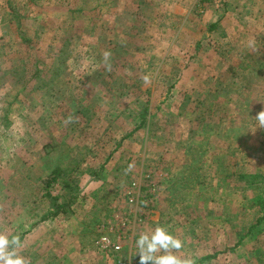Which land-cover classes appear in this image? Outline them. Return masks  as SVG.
<instances>
[{
	"label": "rangeland",
	"instance_id": "rangeland-1",
	"mask_svg": "<svg viewBox=\"0 0 264 264\" xmlns=\"http://www.w3.org/2000/svg\"><path fill=\"white\" fill-rule=\"evenodd\" d=\"M261 110L264 0H0V234L29 264H139L157 226L264 264Z\"/></svg>",
	"mask_w": 264,
	"mask_h": 264
},
{
	"label": "clouds",
	"instance_id": "clouds-1",
	"mask_svg": "<svg viewBox=\"0 0 264 264\" xmlns=\"http://www.w3.org/2000/svg\"><path fill=\"white\" fill-rule=\"evenodd\" d=\"M259 127L264 128V110L257 113ZM20 245L19 237L9 240L5 234H0V264H29L15 251ZM182 241L174 237L165 227L157 226L151 232L141 233L136 240V253L139 264H192L191 260H184L172 253V249H180ZM157 253H162L157 255Z\"/></svg>",
	"mask_w": 264,
	"mask_h": 264
},
{
	"label": "crops",
	"instance_id": "crops-1",
	"mask_svg": "<svg viewBox=\"0 0 264 264\" xmlns=\"http://www.w3.org/2000/svg\"><path fill=\"white\" fill-rule=\"evenodd\" d=\"M115 199V198H114ZM93 216V215H92ZM91 216V217H92ZM103 216V214L101 215V217ZM90 217V218H91ZM100 217V218H101ZM100 218H98V216L97 217H95V219L98 221H100ZM95 223H98V222H95ZM87 229V228H86ZM110 237H108L107 239L109 240V242L107 243V244H105L104 242H101L98 238H95L94 240H93V242H92V246H93V248L95 249V251H93V255L94 256H96L98 253V251H100L101 253H103V255L104 256H106V257H108L109 255H108V253H109V251H111L112 252V254H115L116 252L117 253H119L118 251H115L114 250V248H115V246L116 245H119L120 246V248H122V251H125V244L124 243H120V241L121 240H115V239H113V240H110L109 239ZM118 238L120 239V237L118 236ZM105 245H109L110 247H108V248H106L105 247ZM123 245V246H122ZM90 246V245H89ZM103 249H106V251H103ZM90 249L89 248H87L86 246H85V244H83V245H81V246H79V252L82 254V258H80L79 260L80 261H82V264H88L90 261L88 260V261H86V259H89L86 255L87 254H89V251ZM90 253H92V252H90ZM84 256L86 257V259L84 258ZM106 257H104V258H106ZM82 259V260H81ZM118 260V262H116L115 261V263L116 264H123L122 263V260L121 259H117ZM99 261V260H98ZM68 262V257H66V259L64 258L63 260H61V264H66ZM115 263H113V264H115Z\"/></svg>",
	"mask_w": 264,
	"mask_h": 264
},
{
	"label": "trees",
	"instance_id": "trees-1",
	"mask_svg": "<svg viewBox=\"0 0 264 264\" xmlns=\"http://www.w3.org/2000/svg\"><path fill=\"white\" fill-rule=\"evenodd\" d=\"M75 11V10H74ZM18 68V67H17ZM16 68V69H17ZM39 79H40V81L41 82H43L42 83V87H46L47 85H48V83L46 82V81H44L41 77H39ZM148 118H149V112H148V108L146 109H144L143 110V112H141V116H140V119H141V121H140V124L138 125V128L137 129H139L140 127H143L146 123H147V121H148ZM256 178V177H255ZM74 197H72L68 202H67V204L69 205V203L71 202V200L73 199ZM64 206V205H63ZM59 209V208H58ZM50 214H56V212L55 213H53V212H50ZM49 216V214L48 215H46L45 216V218L46 217H48Z\"/></svg>",
	"mask_w": 264,
	"mask_h": 264
},
{
	"label": "built area",
	"instance_id": "built-area-1",
	"mask_svg": "<svg viewBox=\"0 0 264 264\" xmlns=\"http://www.w3.org/2000/svg\"><path fill=\"white\" fill-rule=\"evenodd\" d=\"M103 242H104L105 244H107V243L109 242V240H108L107 238H105V239L103 240ZM115 248H116V251H118V250L120 249L119 246H117V247H115Z\"/></svg>",
	"mask_w": 264,
	"mask_h": 264
}]
</instances>
